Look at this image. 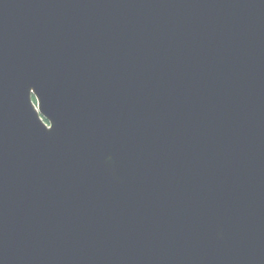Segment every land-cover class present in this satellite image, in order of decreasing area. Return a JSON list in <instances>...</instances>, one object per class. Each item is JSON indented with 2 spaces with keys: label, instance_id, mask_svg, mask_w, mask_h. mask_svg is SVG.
Masks as SVG:
<instances>
[{
  "label": "water",
  "instance_id": "95a60500",
  "mask_svg": "<svg viewBox=\"0 0 264 264\" xmlns=\"http://www.w3.org/2000/svg\"><path fill=\"white\" fill-rule=\"evenodd\" d=\"M0 264H264V0H0Z\"/></svg>",
  "mask_w": 264,
  "mask_h": 264
}]
</instances>
